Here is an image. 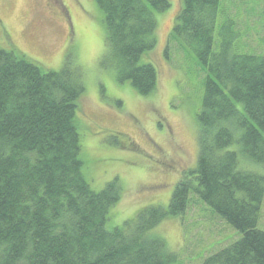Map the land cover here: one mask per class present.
<instances>
[{
    "label": "trees",
    "instance_id": "16d2710c",
    "mask_svg": "<svg viewBox=\"0 0 264 264\" xmlns=\"http://www.w3.org/2000/svg\"><path fill=\"white\" fill-rule=\"evenodd\" d=\"M94 1L117 81L152 93L157 71L140 59L156 46L154 11L168 9L169 0ZM219 6L180 0L169 34L194 51L205 72L196 165L176 181L165 209L148 205L110 228L122 187L114 177L95 191L84 176L80 67L66 61L44 70L19 50L0 48V264H176V252L152 229L184 215L192 193L239 233L202 264H264V231L257 228L264 173L252 168L264 167V55L231 53L226 44L213 51Z\"/></svg>",
    "mask_w": 264,
    "mask_h": 264
},
{
    "label": "rangeland",
    "instance_id": "374dc122",
    "mask_svg": "<svg viewBox=\"0 0 264 264\" xmlns=\"http://www.w3.org/2000/svg\"><path fill=\"white\" fill-rule=\"evenodd\" d=\"M169 2L168 9L154 11L156 46L140 59L155 67L157 85L140 95L128 81L118 82L108 65L102 11L94 0H0L1 49L15 48L44 70L57 71L68 61L83 73L77 121L84 176L95 191L114 177L122 187L109 228L148 205L165 209L176 181L196 165L195 115L205 72L192 49L169 41L180 0ZM63 7L67 17L56 12ZM225 44L231 53L264 55V0H220L213 51ZM239 160L249 163L241 154ZM252 168L264 173L260 164ZM257 228L264 231V199ZM152 232L176 252V264H202L239 238L193 193L184 215L163 219Z\"/></svg>",
    "mask_w": 264,
    "mask_h": 264
},
{
    "label": "flooded vegetation",
    "instance_id": "af4514ba",
    "mask_svg": "<svg viewBox=\"0 0 264 264\" xmlns=\"http://www.w3.org/2000/svg\"><path fill=\"white\" fill-rule=\"evenodd\" d=\"M56 12H58L59 14L64 15L65 17L68 16V11H67V9L64 8V7H63V9H62V8H61V9H60V8L56 9Z\"/></svg>",
    "mask_w": 264,
    "mask_h": 264
}]
</instances>
